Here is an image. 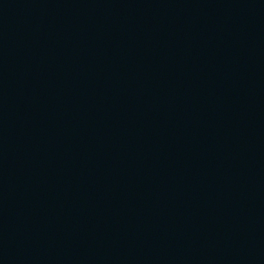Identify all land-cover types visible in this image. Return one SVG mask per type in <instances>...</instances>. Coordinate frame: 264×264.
Returning a JSON list of instances; mask_svg holds the SVG:
<instances>
[{
    "label": "water",
    "instance_id": "1",
    "mask_svg": "<svg viewBox=\"0 0 264 264\" xmlns=\"http://www.w3.org/2000/svg\"><path fill=\"white\" fill-rule=\"evenodd\" d=\"M0 264H264V0H0Z\"/></svg>",
    "mask_w": 264,
    "mask_h": 264
}]
</instances>
